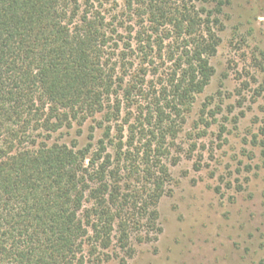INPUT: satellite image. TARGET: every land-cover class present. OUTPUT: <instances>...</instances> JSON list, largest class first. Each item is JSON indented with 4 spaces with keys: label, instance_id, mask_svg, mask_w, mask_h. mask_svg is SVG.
I'll return each instance as SVG.
<instances>
[{
    "label": "trees",
    "instance_id": "1",
    "mask_svg": "<svg viewBox=\"0 0 264 264\" xmlns=\"http://www.w3.org/2000/svg\"><path fill=\"white\" fill-rule=\"evenodd\" d=\"M121 1L0 0V264H127L162 233L225 3Z\"/></svg>",
    "mask_w": 264,
    "mask_h": 264
},
{
    "label": "rangeland",
    "instance_id": "2",
    "mask_svg": "<svg viewBox=\"0 0 264 264\" xmlns=\"http://www.w3.org/2000/svg\"><path fill=\"white\" fill-rule=\"evenodd\" d=\"M220 1L215 76L172 149L162 233L142 244L134 236L127 264H264V0Z\"/></svg>",
    "mask_w": 264,
    "mask_h": 264
}]
</instances>
